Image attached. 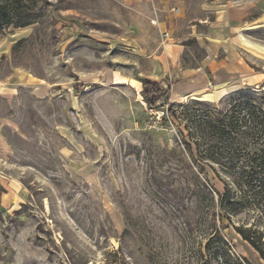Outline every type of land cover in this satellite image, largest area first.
I'll return each mask as SVG.
<instances>
[{
	"label": "rangeland",
	"instance_id": "obj_1",
	"mask_svg": "<svg viewBox=\"0 0 264 264\" xmlns=\"http://www.w3.org/2000/svg\"><path fill=\"white\" fill-rule=\"evenodd\" d=\"M42 12L0 35V264H213L210 199L166 103L178 116L264 93V0H45ZM195 68V93L146 105L143 81L166 91ZM221 223L235 255L264 264Z\"/></svg>",
	"mask_w": 264,
	"mask_h": 264
},
{
	"label": "trees",
	"instance_id": "obj_2",
	"mask_svg": "<svg viewBox=\"0 0 264 264\" xmlns=\"http://www.w3.org/2000/svg\"><path fill=\"white\" fill-rule=\"evenodd\" d=\"M45 0H0V35L6 29L25 28L43 18ZM246 89V88H245ZM233 91L229 102L219 103L193 100L176 109L166 103L167 117L178 120L180 143L192 164L200 197L206 193L210 199L209 238L205 245L208 259L213 264H251L235 255L221 234V223L246 242L264 262V93ZM264 92V91H262ZM157 83L142 82L141 96L149 108L157 101L169 99ZM222 186L214 189L206 177ZM245 216L241 224L233 219ZM220 222L218 226L214 223ZM202 259L203 256H202Z\"/></svg>",
	"mask_w": 264,
	"mask_h": 264
},
{
	"label": "crops",
	"instance_id": "obj_3",
	"mask_svg": "<svg viewBox=\"0 0 264 264\" xmlns=\"http://www.w3.org/2000/svg\"><path fill=\"white\" fill-rule=\"evenodd\" d=\"M158 1H160V0H158ZM174 9L177 10V8H174ZM212 56H213V50L210 51L209 49H207L205 59L203 60V62L208 63ZM176 71L178 72L177 76L179 78V83L172 85L171 87H167V90L170 89V93L173 97H174V95L183 96V95H187V94L188 95L193 94L199 89V87H198L199 83H200L199 80H201V78L203 77L201 74V68L196 69L194 72L191 69H184V70L178 69ZM27 86L29 87V89H33L32 88L33 86L28 85V83H27ZM5 91L8 92L9 90L7 89Z\"/></svg>",
	"mask_w": 264,
	"mask_h": 264
},
{
	"label": "built area",
	"instance_id": "obj_4",
	"mask_svg": "<svg viewBox=\"0 0 264 264\" xmlns=\"http://www.w3.org/2000/svg\"><path fill=\"white\" fill-rule=\"evenodd\" d=\"M176 9H174L173 11H175Z\"/></svg>",
	"mask_w": 264,
	"mask_h": 264
}]
</instances>
